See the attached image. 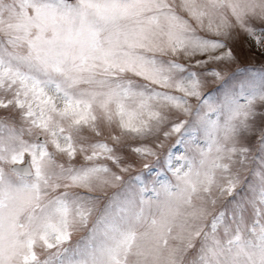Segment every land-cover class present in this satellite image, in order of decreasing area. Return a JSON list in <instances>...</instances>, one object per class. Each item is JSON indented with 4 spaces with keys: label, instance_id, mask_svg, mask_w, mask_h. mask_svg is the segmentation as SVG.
<instances>
[{
    "label": "snow or ice",
    "instance_id": "6c2138e0",
    "mask_svg": "<svg viewBox=\"0 0 264 264\" xmlns=\"http://www.w3.org/2000/svg\"><path fill=\"white\" fill-rule=\"evenodd\" d=\"M0 264H264V0H0Z\"/></svg>",
    "mask_w": 264,
    "mask_h": 264
},
{
    "label": "rangeland",
    "instance_id": "374dc122",
    "mask_svg": "<svg viewBox=\"0 0 264 264\" xmlns=\"http://www.w3.org/2000/svg\"><path fill=\"white\" fill-rule=\"evenodd\" d=\"M254 50L255 49H253L252 51L254 52L255 56L258 58L257 60H249L247 58L248 57V54L250 56V55H252V53H249L247 51L240 53L241 56L243 57V60H244L245 63H258L259 62L260 55L258 53H260V52L256 50L258 52V53H256Z\"/></svg>",
    "mask_w": 264,
    "mask_h": 264
}]
</instances>
